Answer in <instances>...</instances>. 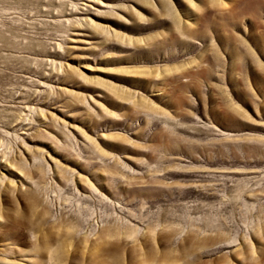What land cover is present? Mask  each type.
I'll list each match as a JSON object with an SVG mask.
<instances>
[{
	"label": "rangeland",
	"instance_id": "rangeland-1",
	"mask_svg": "<svg viewBox=\"0 0 264 264\" xmlns=\"http://www.w3.org/2000/svg\"><path fill=\"white\" fill-rule=\"evenodd\" d=\"M0 264H264V0H0Z\"/></svg>",
	"mask_w": 264,
	"mask_h": 264
}]
</instances>
